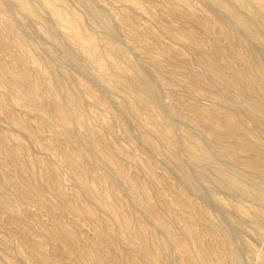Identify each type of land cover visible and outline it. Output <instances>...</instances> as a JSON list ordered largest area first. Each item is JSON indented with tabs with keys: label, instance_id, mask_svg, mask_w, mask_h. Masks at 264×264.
I'll list each match as a JSON object with an SVG mask.
<instances>
[{
	"label": "rangeland",
	"instance_id": "374dc122",
	"mask_svg": "<svg viewBox=\"0 0 264 264\" xmlns=\"http://www.w3.org/2000/svg\"><path fill=\"white\" fill-rule=\"evenodd\" d=\"M27 1L36 12L35 14H30L25 10L18 0H0V101L19 120L28 125V130L20 129L0 111V178L3 182H0V263L43 264V261L48 264H86V261L91 259L92 261L96 260L98 264H124L125 257L122 250L137 254L138 262H144L146 258L137 248L139 224L136 212L139 207L140 210L144 209L141 203H144V199L137 184L129 183L125 177L117 173L118 169L116 168L121 165L120 167L123 166L122 168L129 176L131 175L133 180H142L148 183L150 192L154 195L150 203L166 214V223L171 230L177 232L182 238H186L191 244L193 243L191 253L186 254L179 244L173 243L167 231L158 226L151 215L145 214L146 218L148 217L147 220L153 225L151 226L153 230L167 241L171 254H173L174 264H205L198 255L197 242L191 237L188 238L184 231V221L176 216L183 213L187 214L188 218L196 225L200 239L202 238V244L205 246L210 247L213 244L211 247L218 248L223 254H226L229 249L236 258V264H263L264 217L258 220L252 217L261 203L237 189L221 185L219 182L222 180H218L220 174L217 168L194 161L184 148V129L202 136V140H205L204 143L207 145L216 139L213 137L215 132L211 125L203 124L204 121L195 123L194 120L197 119L195 115L199 118L201 113L219 107L215 97L224 91V87L219 83H216L219 87L216 85L213 88L209 87L212 81L206 72L208 62L213 63L220 71L229 73L227 70L228 40L219 35L217 23L227 24L226 26H229L228 28L237 42L243 41L248 44L251 37L253 41L256 39V43L260 42L259 45L254 42V45L252 42L248 45H252L261 59L264 58V30H262L264 22L257 20L255 12L257 8L253 5V8L249 6L247 9L238 0H221L225 4H233L234 6L229 5L231 9L235 8V11L240 9L239 12L242 10L240 14L254 22L257 31L256 34H252L245 32L239 24H235L236 22L233 23V18L230 15L228 17L229 13L215 0H85V2L82 0L83 3H87L86 5L80 0H65L67 3L64 0H46L47 4L54 5L53 7L58 12L61 10L62 13L60 12L59 15L64 20L63 25L57 21L58 18L49 11L48 7H45V0ZM233 2H237L236 4L240 7ZM237 7L239 9H236ZM187 9L193 10V18L181 16L180 12ZM70 13L78 16L79 22L71 18ZM201 22H205L210 27V31L206 32ZM12 23L15 29L21 32L29 42L23 43L24 45H16L13 42L9 30ZM258 23H262L263 27ZM78 25L84 28L95 43L101 44L100 46L110 39L114 44L127 49L130 56L142 66L150 80L154 82L162 110L169 118L172 116L170 118L174 126L172 139L177 145H175L176 151L182 161L180 164L172 157L167 156L168 149L161 144L160 140H157L160 146L158 150L144 141L142 127L124 108L123 93L112 87V81L106 82L101 77L96 65L87 54L85 44L74 40L67 34L77 29ZM251 25L253 26V23ZM45 30L56 35L55 39L50 32L48 34ZM191 34L197 35L203 40L205 45L203 52L195 49V45L189 38ZM246 35L250 36L247 38ZM254 35L257 36L253 37ZM213 40H217L222 46V52L217 53L210 47ZM245 54L246 56H244ZM243 56L247 60L250 59L246 49L245 52L243 51ZM114 59V55H111L109 51L104 52L101 58L104 63H110ZM122 59V64L126 66V60ZM262 60L264 62V59ZM46 63H51L59 73L63 71L70 77L72 76L74 86L79 89L80 93L81 104L78 112L79 110L80 112L84 111V108H81L82 105L86 106L89 120L94 122L96 130L106 131L108 140L122 153V159L119 157L120 160L117 159L116 163H113V169L112 163L107 161L110 164L109 167L106 163L108 158L106 159V156L98 149V151L96 149L92 151V154L94 153L92 157L83 158L76 164L69 163L70 153L66 144L57 142L54 145V131L57 128L61 130V125L49 117L50 113H43L37 107V104L46 101L45 95L38 96L35 103L27 99L25 91L29 85L21 86L16 92L8 91L9 80L12 77L11 71L22 66L27 70L30 85L34 84L33 86L42 88L44 74L50 72V66L48 68ZM201 74L204 76L200 77ZM244 88L242 84L237 83L230 90L227 89V92L236 96L240 95V98L241 96L246 98L250 93ZM82 91L83 93H81ZM103 101H107L110 107L107 108ZM170 105L176 109V115L170 109ZM144 118L147 120V114L144 115ZM157 119L162 120V117L158 116ZM248 122L253 135L264 137L262 128L252 125L249 118ZM110 126L113 127L114 132L109 130ZM148 126L144 125L143 127L147 128ZM75 132L76 135H81H77L79 148H90L91 141L87 126L77 129ZM10 133L21 135L26 144L18 146V141L11 138ZM78 136H80V140ZM82 136L83 138H81ZM92 137L97 139V135ZM218 142L221 145L225 144L221 140ZM4 143L6 144L4 145ZM224 146L231 152H237L238 155L241 153V150H233V147L229 145ZM13 151L17 152L18 158H13ZM30 153L37 160L34 166L29 163ZM123 157H125L124 160ZM226 163L229 166L235 164L232 165V168L235 172L237 171V174L248 181H255V183L259 181V186H263L264 177L260 174L248 172L236 162L227 161ZM237 167L241 171L240 173ZM31 172L34 173L33 178ZM184 172L194 176L192 180H195L193 182L195 185H191L184 178ZM243 172L245 174H242ZM102 173L106 176L109 175L108 178H113L118 184L116 186L119 190H114L108 179L101 178L99 180L97 175H102ZM111 173L113 176L116 175L113 177ZM81 174L85 177L87 185L93 187L94 193L88 194L85 187L80 184ZM116 176L119 177L118 180ZM34 180L43 186L42 194H39L32 186ZM119 184H121V188L123 187L122 190ZM158 191L164 194V200L157 197ZM84 196L92 201L87 200ZM102 200L125 216L132 228L121 230L119 222L107 212ZM185 205H188L190 209H185ZM233 205L243 206L244 213L245 210L249 212L246 215L254 213L249 215V219L244 213L242 215V212L233 210L235 209ZM89 207H94V214L88 212ZM240 215L243 218L239 217ZM105 220L110 222L113 231H121L124 236L128 237L130 243L122 244L121 251L113 250L109 239L103 236ZM243 220L245 224H243ZM207 242L210 246L207 245ZM234 243L236 244L234 245ZM124 246L129 248L126 249ZM130 248L132 249L130 250ZM176 253L177 256H175ZM177 260H180L179 263ZM211 262L217 264L215 258H212Z\"/></svg>",
	"mask_w": 264,
	"mask_h": 264
},
{
	"label": "bare ground",
	"instance_id": "6f19581e",
	"mask_svg": "<svg viewBox=\"0 0 264 264\" xmlns=\"http://www.w3.org/2000/svg\"><path fill=\"white\" fill-rule=\"evenodd\" d=\"M18 1L22 5V7L25 10H27L30 14L36 13L33 10V8L29 5L27 0H18ZM80 1L82 2V0H80ZM83 1L85 2V0H83ZM215 1H216V3L218 2L224 8V10L226 12L229 13V14H227L225 12V14H227L228 17L231 16L233 18V19L231 18L232 21L234 20L233 23L236 22L235 24H239L242 27V29L247 33L256 34L255 32L257 30H255L254 22L249 21V19L247 20L246 19L247 16L245 18L244 17L245 15L243 16L242 14H240V13H242V10H241V12H239L240 9L237 7L236 9H239V11L236 10V11H238V12H236L235 8L232 7L234 9L233 10V9H231V7H229L230 4L229 5L225 4L221 0H215ZM238 1L246 8L249 6H252V8H253V5H254V7L257 8L255 11L257 20L259 22H262V23L264 22V0H238ZM44 2L46 4V6L45 5L44 6L46 8L48 7L49 11L54 16H56L58 18L57 21H59V23L63 25L64 20L59 15L61 10H59L60 12H58L53 7L54 5L53 6H52V4H51V6L48 5L46 0ZM64 2L67 3V1H65V0H64ZM233 3H235V2H233ZM74 4H75V2H74ZM83 4L86 5L87 3H83ZM219 4H217V5H219ZM61 5H64V4H61ZM231 5L234 6L233 4H231ZM236 5H238V4H236ZM88 8H89V6H88ZM217 9H219V8H217ZM88 10L90 11V9H88ZM66 11H68V10H66ZM249 11H250V8H249ZM91 14L93 15V13H91ZM180 14H181V16L183 15V16L190 18V19L194 17V12L192 9H187L184 12H180ZM70 16H71V18H73L79 22L78 16H76L73 13H70ZM256 18H254V19H256ZM187 20L189 21V19H187ZM92 22H94V21H92ZM250 22L253 23V26L251 25ZM201 24L204 27V29L206 30V32L210 31V27L208 25H206L205 22H201ZM224 24L221 22H218L217 23V29L220 33L219 35L224 36L228 40V44H227V51H228V53H227L228 54L227 68L228 69L227 70H229V73L226 74V73L220 71V69H218L213 63H210V62H208L209 64L206 63V64H208L207 68H206V70H207L206 72L210 75L209 77H211V81H212V83L209 87L213 88L216 85V83H219L224 87L223 88L224 91L220 92L215 97V98H217L218 102H216V103H219V107H216L213 109L211 108L212 109V110L210 109L211 111L209 110L208 112L201 113L199 118L196 117V115H195V118H197V119L194 120L195 123H199V122L201 123L202 121H204L203 124L208 123L209 125H211L212 128L214 129L213 131L215 132V136H213V137H216V139L213 140L211 144L207 145L206 143H204L205 140L204 141L202 140V138H201L202 136L200 137V136H198V134L197 135L193 134L195 132L190 133L184 129V148L186 149L189 156L194 161H196L198 163L201 162V163H205L208 165L215 166L217 168V170L219 171V174L222 178L221 179L220 176L218 177V180L220 179L219 181L222 180L221 182H219L221 185H223L225 187L228 186V187L237 189L238 191L244 193L245 195L251 196V197H254L255 199H257L261 203V205L258 208H256L257 210H255V213L253 212L254 214L251 213L249 215L253 214L252 217L255 218L256 220H258V219L264 217V184L262 187H260L258 184L259 181H257V183H255V181L253 182V181H248V179L246 180L245 178H243L242 176L237 174L236 173L237 171L235 172L233 170L232 165H235V164H232L231 166H229L226 162L227 161L236 162L237 165L240 164L245 169H247L248 172L249 171L256 172V173L260 174L262 177H264V137H258V136H256V134L253 135V133L251 132V129H250V124L248 122V118H249V120L252 122V125L260 127L264 130V62L262 60L264 58L261 59V57L259 56L257 51L253 49L252 45H250V46L248 45L250 42H252V44L254 45V43H256V41H255L256 39H254V41H253L252 37H251V40H250V42H248V44L246 42H243L242 40H241L242 41L241 43L237 42L235 37L233 36L232 32L229 30V28H228L229 26L227 27L226 26L227 24L226 25H224ZM255 24H257L256 21H255ZM261 24H259V25L261 27H263V25H261ZM100 26H101V24H100ZM260 26H259V28H260ZM77 27H78L77 29H74L73 31L68 32L67 34L71 38H73L74 40L85 44L84 46H85V49L87 51V54H88L89 58L91 59V61L94 62V65H96L97 70H99L98 72L100 73L101 77L106 82L112 81V83H113L112 87H114L116 90L123 93V95L125 97L124 108L128 112H130V114L134 117V119L137 121L139 126L142 127V133H143L142 136L145 139L144 141H147V143L150 144L155 150H158L160 146H159L157 140L158 141L160 140L161 144L165 148L168 149L167 156L172 157L177 163L180 164L182 161H180V158L177 154L176 147H175L176 144H174L173 139H172L173 131H174L173 122L170 120V118H172V116L169 118V116L162 110L160 103H159V100H158V96H157V94H158L157 87L154 84V82L150 80V78L148 77L147 73L144 71L142 66H140L130 56L129 52L124 47L117 45V44H114L110 39H107L105 41V43L102 46H100L101 44L98 45L97 43H95V41H93V39H91L90 36H88V34L86 33V31L84 30L83 27H81L79 25ZM56 28H58V27H56ZM259 28H257V29H259ZM263 28H262V30H264ZM239 29H241V28H239ZM9 30L11 31L10 33L12 34V40L16 45H22L25 42H29V40L27 41L23 37L21 32H19L18 30L15 29L14 24L9 27ZM240 31H242V30H240ZM49 32H47V33L50 34L51 32L50 33ZM55 36L52 34V37L54 39H55ZM255 36H257V35H254L253 37H255ZM29 37H30V34H29ZM245 37H247V35ZM189 38H190V41L195 45V47H196L195 49H197L199 52L204 51L205 45H204L203 40L199 36L191 34L189 36ZM238 41H239V39H238ZM258 43L260 44V42H258ZM258 43H256V45ZM210 44H211L210 47L215 52L220 53L223 51L222 46L218 43L217 40H213L212 43H210ZM261 44H263V43L261 42ZM256 48H257V46H256ZM259 48H262V47L260 46ZM245 49L249 53V56H250L249 60L244 58V56H246V54L243 56V51L245 52ZM106 51H109L111 53V55L113 54L115 57V59L110 63H104L101 60L104 52H106ZM71 53H72V51H71ZM122 58L126 60V62H127L126 66H124L122 64V62H121ZM57 61H58V59H57ZM205 62H206V60H205ZM47 66H48V68L50 66V68H49L50 72H47L44 74V82H43L42 88H39L36 85L33 86L34 84L30 85L31 82L28 79L29 75L27 74V70L25 69V67L22 66V67H18L16 69H13L11 71L12 77L10 76L11 78L9 80L8 91L16 92V91H18V89L21 86H24V85L28 86L29 85V87H27L28 89H27V91H25V93H26L28 101L35 102V103H36V99L38 96H40L41 94L45 95L46 101L42 104H39V105L37 104V107L43 113H50L49 117L52 120L56 121L59 125H61V127H62L61 130H59L57 128L54 131V143L55 144L54 143L53 144L56 145L57 142L66 144V146L69 149V153H70V156H68L69 157V163L76 164V163H79L83 158L92 157V155L94 154V153L92 154V151L94 149H96V150L98 149L101 153H103L106 156V159L108 158L106 160V163H107V161L109 163H112L111 167L113 169V166H114L113 163H116L117 159L120 160L119 157H121V159H122V153L120 152V150H118L113 145V143H111L108 140V136L106 134L107 133L106 131L99 130V129H98L99 131L96 130V126L93 124L94 122H92V121L90 122V120H89V117H88L89 113L87 114L86 106L82 105L81 108L82 109L84 108V111L80 112V110H79V112H78V108L81 104L80 97H79L80 93H79V89H77V87L74 86V80L72 81V78H71L72 76L70 77L66 72H63V71H62V73H59L55 69V67L53 65H51V63H48ZM203 70H204V68H203ZM199 76L203 77L204 75L201 74ZM206 77H208V76H206ZM204 82H206V81H204ZM237 83L242 84L245 87L244 89L248 90V93H250V95L248 97L242 98V96H241V98H240L239 97L240 95L236 96V95L229 94L227 92V89L230 90L231 87ZM216 86H218V85H216ZM231 91H233V90H231ZM210 92H213V91H210ZM81 93H83V91ZM115 93H117V92H115ZM117 94H119V93H117ZM23 98H25V96ZM25 101H26V98H25ZM84 104H85V102H84ZM103 104L107 108L110 107V105L107 104V101L106 102L103 101ZM217 106H218V104H217ZM170 109L173 110L175 115L177 114L176 109L174 108L173 105H170ZM0 111L3 112L6 116H8L10 118L13 125H15L16 127L20 128V129L28 130L27 129L28 125H26L21 120H19L15 116V114L10 109H8V107H6V105L2 101H0ZM145 114H147V116H148L147 120L144 118ZM171 114L173 115L172 112H171ZM158 116H161L162 120H158L157 119ZM247 116H248V118H247ZM179 122H182V120L181 121L179 120ZM97 125H99V124H97ZM144 125H149V126L147 128H144L143 127ZM86 126L89 130L91 147L90 148L87 147L86 149H81L82 147L79 148L80 146L77 145V143L79 142L77 135H80V134L76 135L75 131L77 129L85 128ZM192 126H194V125H192ZM206 126H208V125H206ZM207 128L209 129V127H207ZM109 130L114 132V129L111 126L109 127ZM27 135H29V134H27ZM85 135H86V133H85ZM94 135H97V137H96L97 139H93L92 136H94ZM10 136H11V138L18 141L17 142L18 146H24L26 144V143H24V139L21 137V135H19L17 133H10ZM80 136H78L79 140H80ZM81 138H83V136ZM203 139H205V138H203ZM218 140L224 141L225 144L222 143L223 145H221L218 142ZM5 144L6 143H4V145ZM83 144H84V142H83ZM224 145H229V146L233 147V150L234 149L241 150L240 155H238L237 152L229 151L228 149L225 148ZM6 147H8V146H6ZM8 150H9V148H8ZM97 151H95V152H97ZM163 152H164V150L162 151V153ZM12 156L14 159L18 158L17 152L13 151ZM124 159H125V157H123V160ZM36 162H37L36 158L33 157L30 153L29 163L32 166H34V165H36ZM107 165L109 166L110 164L107 163ZM120 166H118L116 168V169H118L117 173H119V175L125 177L129 181V183H131L133 185L137 184L141 190L142 195H143L144 203L143 202H141V203L143 204L142 208H144V209L140 210V207L139 208L136 207L137 208L136 209L137 220H138L137 223L139 224V230H138L139 236L137 237L139 239V242H137L138 243L137 248L143 254V257L146 258V260L144 262L140 263V262H138L139 257L137 258V254H135V253L133 254V253L128 252L126 250H122V254L125 257L124 258L125 262H123V263L124 264H174L175 263V261H172V255L173 254H171V251L169 249V245H168L167 241L164 238H162L160 236V234H158L156 231L153 230V228L151 227L153 225H151L150 221L147 220L148 217L146 218L147 214L151 215L154 218V220H156V223L158 226L163 227L167 231L169 238L173 241V243L175 242V243L179 244L186 254H190L192 251V247H193L192 244L193 243L191 244V242H189L186 238H182L177 232L171 230L166 223V214L159 211L156 206H154L150 203V200L152 199V196H154V195L151 194L150 186L148 185V183L145 181H142V180L141 181L133 180L130 177L131 175L129 176L127 174V172L122 168L123 166L122 167H120ZM239 168H242V167L239 166ZM239 168H238V171H239ZM247 170H245V171H247ZM240 172L241 171H239V173ZM30 174L33 178L34 173L31 172ZM184 174H185V177L184 176L183 177L186 178L187 181H189L191 183V185L194 184L193 182L195 180L194 181L192 180V179H194L193 178L194 176L192 177V175L190 176L189 173H185V172H184ZM193 174H194V172H193ZM242 174H245V173L243 172ZM108 176H106L105 174L102 173V175H97V178L99 180L101 178L108 179L110 184L112 185L113 189L119 190L116 186V185H118V184H116V181H114L113 178L112 179L110 177L108 178ZM112 176H113V174H112ZM118 178L119 177H117L116 179L118 180ZM101 181H103V180H101ZM0 182H2L1 178H0ZM79 182L82 186L85 187L84 189L86 190V192L88 194L94 193L93 187L90 185H87L85 177L82 174L79 178ZM260 182H262V180H260ZM262 183H264V182H262ZM119 185L121 188V184H119ZM32 186L35 188V190L39 194H42L44 192L43 186L40 183H37L35 180H34V182L32 181ZM122 188H121V190H122ZM124 188L126 189V186ZM82 189H83V187H82ZM119 192L123 193L122 191H119ZM199 192H200V190H199ZM84 195H85V193H84ZM157 197H159L162 200L165 199L164 194L161 191L157 192ZM85 198H87V197H85ZM159 198H157V199H159ZM87 200H91V199L87 198ZM102 204L105 205L104 207H106V209L108 210L107 212L110 213L111 217L119 222L121 230L130 229V227H131L130 223L125 216H123L119 212H117L116 209L113 206H111L110 204H108L107 202L103 201ZM233 206L235 207V209H233V210H235L237 212H242V215H243L244 209H245V208L243 209V206H241V205L240 206L239 205L238 206L233 205ZM231 207H232V205H231ZM100 209H102V208L100 207ZM185 209L188 210L190 208L188 207V205H185ZM133 210H134V208H133ZM202 211H204V210L202 209ZM245 211H246L244 213L245 215L247 213H249L247 210H245ZM88 212L91 214H94L95 213L94 207L93 208L89 207ZM97 214H98V212H97ZM245 215H244V218H245ZM249 215H246V216H248V218H249ZM176 216L180 217L179 219H182L184 221V231H185V234L188 236V238L191 237V239H194L197 242V247H198L197 252H198V255L201 258L203 263L212 264V262H211L212 258L216 259L217 264H236L237 263L234 254L231 251H229V249L226 252V254H223L221 251L218 250V248L211 247L213 244L210 246V244H208L209 242H207V245H209L210 247H207L204 244H202V241H201L202 238L200 239L199 230L196 227V225L188 218L187 214L183 213L180 215L178 214ZM234 216H236V215H234ZM239 217H242V216L240 215ZM97 218H99V217H97ZM100 219H103V218H100ZM255 219H253L254 222H255ZM107 220H109V219H107ZM237 221L241 224V222L239 220H237ZM243 224H245L244 220H243ZM103 226H104V228L102 227L103 228L102 231L104 234L103 236H106L109 239V242H110L109 244L111 245L113 250L114 249H115V251L120 250L122 248V244L130 243L128 237L124 236V234L121 231L118 232V231L112 230L110 222H107L105 220L103 222ZM233 226H235V225L233 224ZM240 228H241V226H240ZM200 233H202V232H200ZM235 233H237V232H235ZM164 235H165V237H167L166 234H164ZM100 238H102V237H100ZM191 239H189V240H191ZM169 244H171V243H169ZM235 244L236 243H234V245ZM135 245H137V244H135ZM124 247L126 248V246H124ZM127 248H129V247H127ZM131 249L132 248H130V250ZM138 250H136V251H138ZM138 256H140V254H138ZM175 256H177V253ZM196 258L199 260L198 257H196ZM176 259H177V257H176ZM44 261L46 262V260H44ZM84 261H86V260H84ZM179 261H178V263H179ZM237 261H238V259H237ZM42 263L48 264V263H44L43 261H42ZM86 264H98V263L96 262V260L92 261L90 259V260L86 261ZM200 264H202V263H200ZM263 264H264V262H263Z\"/></svg>",
	"mask_w": 264,
	"mask_h": 264
}]
</instances>
